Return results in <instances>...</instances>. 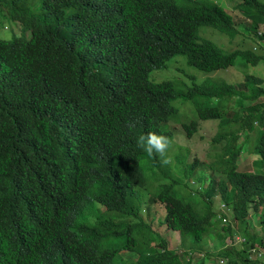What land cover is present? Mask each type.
<instances>
[{
    "label": "trees",
    "instance_id": "trees-1",
    "mask_svg": "<svg viewBox=\"0 0 264 264\" xmlns=\"http://www.w3.org/2000/svg\"><path fill=\"white\" fill-rule=\"evenodd\" d=\"M0 2L8 8L2 15L22 27L19 36L0 39V264H112L119 250H132L136 240L128 231L144 226L138 189H147L151 174H171L170 164L147 154L137 139L154 132L170 139L172 161L188 156L170 151L176 115L171 101L177 97L214 100L197 105L196 113L199 120L219 121L223 133L218 128L213 140H226L225 164L221 177L208 179L203 211L169 190L175 180L160 185L154 200L165 205L163 223L199 241L218 224L212 221V197L218 194L241 226L243 250L261 242L247 216L251 208L264 228V173L241 170L238 161L255 153L264 163V53L225 51L199 33L207 26L234 36L238 29L225 7L216 0ZM237 8L263 48L264 33L257 30L264 25V2L241 0ZM175 55L203 72L234 67L237 59L258 68L240 84L220 77L197 84L178 74V83L171 76L150 78L153 71L164 73ZM235 96L237 110L229 115L225 101ZM245 99L254 103L245 108ZM197 126L196 120L182 124L188 135ZM241 131L246 138L254 134L252 153H242ZM197 164L192 160L186 173L194 177ZM196 180L192 189H200ZM101 235L111 245L100 247ZM158 245L156 253L138 251L151 254L131 264L187 263L166 240Z\"/></svg>",
    "mask_w": 264,
    "mask_h": 264
},
{
    "label": "rangeland",
    "instance_id": "rangeland-1",
    "mask_svg": "<svg viewBox=\"0 0 264 264\" xmlns=\"http://www.w3.org/2000/svg\"><path fill=\"white\" fill-rule=\"evenodd\" d=\"M219 2L226 10L233 15L235 25L238 29L234 36H228L218 32L217 30L201 26L199 28V33L204 37L208 38L215 44H217L221 49L225 51H233L235 49H248L253 52L264 53V38L261 39L263 48L260 47L258 39L255 37L253 30L249 31V21L241 14L237 8L238 3L241 0H216ZM264 2V0H260ZM8 8L2 2H0V38L4 40H10L14 36H19L21 32V27L17 21L11 20L8 17L2 15L1 12H7ZM40 10H32L31 13L38 15ZM264 33V25H261L257 30V33ZM179 63V68L177 64ZM169 68H167L164 73L158 70L153 71L150 75L151 79L160 80L165 76H171L177 83L182 79L177 80L176 78H189L192 76L195 83L200 84L202 81L208 79V81H213L220 78H225L230 81V83L240 84L243 81L244 74L248 71L254 72L258 65L243 64L240 59L234 67L228 69H220L213 72H203L187 64L186 58L183 55H175L168 62ZM180 69V70H179ZM181 72V73H180ZM178 74V76H176ZM185 74V75H183ZM176 76V78L174 77ZM185 88L179 87L178 90ZM237 97H233V102L227 103L226 109L229 111V115H234L235 110H237V103L235 102ZM264 99V98H262ZM172 106L176 108V115L170 121V127L173 129V141L170 151H178L181 155H186L187 159L185 162L172 161L170 158L171 174L161 175V177H153L152 170L148 173L151 174L147 189H138L139 200L141 201V223L144 226L133 228L128 231L129 234L136 240V244L132 250L121 249L112 256V264H131L133 261L139 258V256L144 257V255H150V252L141 253L148 248H154L155 253L162 247L160 245L156 246V242L159 238H164L168 241L171 248L178 247L181 250L192 249L194 252L193 258L189 263L186 264H216L220 256H225L220 253L223 248H228L232 250L230 252V257H235L236 253L233 252L232 246L236 249L242 247V242L240 237L242 235L241 226L237 225L231 214H229V223L232 231L228 233L227 231L221 229L222 223H218V227L213 230H209L204 233V237L201 241H194L191 234L182 233L180 231L169 229L165 224L162 223L166 215V209L164 205L156 200H153L154 196L161 189H157L160 185L171 184L176 181V184L169 189L171 192L175 193L176 196L181 198L184 202L198 201V208L202 209L204 204L201 202L203 197L202 190L208 186V179L214 174V178L218 179L223 175V172L219 169L223 164V146H225L226 140L219 141L213 140V138L219 136V129L223 133V129L219 128V121L214 119L199 120L196 113L197 105H205L214 103L208 98L203 96H198L195 99H186L183 97H177L173 99ZM254 101L245 99L242 102V106L248 108L252 105ZM225 108V107H223ZM198 121V126L192 134L188 135L187 131L182 127V124L190 123L191 121ZM219 128V129H218ZM251 137L246 138L242 135V131L238 134V144L243 142V152L247 150L252 153L253 140L255 138L252 132L248 134ZM246 138V139H245ZM245 139V141H244ZM259 157L257 154H241L239 156V169L241 170H256L258 172L264 173V163L258 161ZM197 160L198 164L194 170L193 174L186 173V170L191 161ZM213 169L212 172L209 169ZM197 179V180H196ZM197 181V185H200V189H192L196 187L192 181ZM193 191V194L191 193ZM222 200L219 196L213 197L212 208L216 211L218 209L217 205ZM100 210L103 208L98 205ZM93 221V218H90ZM247 220L251 223H255L253 228L259 227V218L250 208L248 211ZM118 223H128L134 224L139 222L137 218H117L115 220ZM214 222V221H213ZM261 230V229H260ZM203 235V234H202ZM105 236H100L98 245L109 246L111 245V240L105 239ZM120 237L119 239H122ZM141 251V252H138ZM227 256V255H226ZM201 257H203V262L200 263ZM262 264V263H258Z\"/></svg>",
    "mask_w": 264,
    "mask_h": 264
},
{
    "label": "clouds",
    "instance_id": "clouds-1",
    "mask_svg": "<svg viewBox=\"0 0 264 264\" xmlns=\"http://www.w3.org/2000/svg\"><path fill=\"white\" fill-rule=\"evenodd\" d=\"M17 23L19 24V22H17ZM20 27H21V25H20ZM2 40H4V39H2ZM134 127H135L134 124H131V123L129 124V128L130 129L134 128ZM136 143H137L138 147L142 148L149 155H153L154 153L159 154L160 157H161V162L163 164L166 165V164H168L170 162V158L167 156V152H168V149H169V147L171 145V141H170V139L168 137L162 136V135H158L157 133H154V132H149V133H147L145 135L139 136V138L137 139ZM205 190L206 189L202 190V195H203ZM191 193L193 194V191H191ZM215 196H219V195L217 194ZM213 197H212V204H213ZM219 199H220V197H219ZM153 200H154V198H153ZM192 202L197 203V208H198V201H192ZM201 202L203 203V197L201 199ZM164 207H165V205H164ZM217 207H218V209L216 208V211H214L213 208H212V210L214 212V218L212 219V221H218V223H222V225H225V227L231 228L230 226H227V224L230 221L229 214H231V216H232V218L234 220V217H233L234 213H233L232 208L228 204L223 202V201H221L219 203V205H217ZM204 208H205V204H204V207L202 209L198 208V210L203 211ZM234 222L237 225L239 224L235 220H234ZM162 223H163V219H162ZM256 224H258L259 227H256L254 229L257 232V234L259 235L261 242L256 241L254 244L248 246L246 249L243 250L245 237L241 236L239 239L242 242V247L240 249H236L233 246L231 247L233 249V252L236 253V256L235 257H230L229 255H230V252H232V250H229L228 248H223L220 251V253L222 255H225V256H220V258L218 259L216 264H235L236 260H240L243 257H244V260H246V261L248 259L259 260V261H261L262 264H264V258H260V257L256 256V254L254 252V247L256 245H261V244L264 243V237H263L264 228L259 224V222L256 223ZM222 225H221V229L227 231L228 233H231L232 230L230 231L229 229L222 228ZM254 226H255V223L252 221V227H254ZM217 227H218V224H216V226L214 228H217ZM213 229H211V230H213ZM204 235L205 234L202 235V237H201V239L199 241H201L203 239ZM242 235H243V232H242ZM161 239L165 240L164 238H159L158 242L161 241ZM167 244H168V241H167ZM168 246H169V244H168ZM173 249H176L179 253H181L182 256L185 257L184 260L187 263H189L192 260L193 255H194V252H193L192 249H194V248L189 249V250H185V249L181 250L178 247H175ZM225 251H230V252L226 253ZM202 259H203V257H201L200 263L203 262Z\"/></svg>",
    "mask_w": 264,
    "mask_h": 264
},
{
    "label": "built area",
    "instance_id": "built-area-1",
    "mask_svg": "<svg viewBox=\"0 0 264 264\" xmlns=\"http://www.w3.org/2000/svg\"><path fill=\"white\" fill-rule=\"evenodd\" d=\"M264 237V234H263ZM254 252L256 254V256L260 257V258H264V243L261 245H256L254 247Z\"/></svg>",
    "mask_w": 264,
    "mask_h": 264
}]
</instances>
